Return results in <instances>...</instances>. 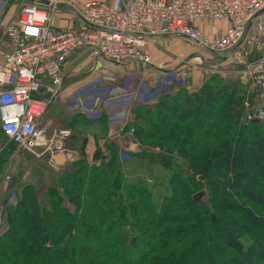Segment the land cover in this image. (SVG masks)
Masks as SVG:
<instances>
[{
	"label": "trees",
	"instance_id": "trees-1",
	"mask_svg": "<svg viewBox=\"0 0 264 264\" xmlns=\"http://www.w3.org/2000/svg\"><path fill=\"white\" fill-rule=\"evenodd\" d=\"M217 81L134 107L122 134L132 129L139 149L124 151L123 163L116 143H97L107 132L102 118H74L100 128L92 162L87 136L73 133L77 158L45 189V213L34 186L12 177L0 264H264V217L246 204L264 211V126L239 127L242 88ZM203 178L217 201L193 200ZM229 212L241 215L246 240L214 217Z\"/></svg>",
	"mask_w": 264,
	"mask_h": 264
},
{
	"label": "built area",
	"instance_id": "built-area-1",
	"mask_svg": "<svg viewBox=\"0 0 264 264\" xmlns=\"http://www.w3.org/2000/svg\"><path fill=\"white\" fill-rule=\"evenodd\" d=\"M119 2L121 6L108 0L20 3L16 18L4 28L3 36L10 48L0 50V133L5 139L0 141V154L12 144L16 153L48 154L49 163L54 165L58 164L57 154L62 155L65 165L77 158L75 151L65 150L62 144L70 136L69 131L48 135L43 126L47 111L58 102L64 88V67L77 51L85 52L91 62L101 61L119 68L138 67L144 74L151 67L157 73V85L187 83L200 70V65L208 68L235 65L242 70L230 73V80L241 75L248 80L247 93L255 89L262 91L257 96L259 105L246 113L244 121L264 120V0ZM4 5L5 1L0 0V11ZM63 7L78 25L74 28L69 22L55 31L52 23ZM215 25H223V30L219 31ZM167 38L183 39L213 58L199 55L193 61L177 59V68L166 70L165 63H154L150 48ZM131 96L130 101L140 100L135 93ZM109 102L108 109H123L126 100L115 98ZM247 107L246 101L244 108ZM77 109L87 117L93 112L84 107ZM128 123L127 120L124 128ZM132 131L129 130L128 137ZM122 132L109 134L106 142H119ZM124 151L127 150L121 148L119 153L123 160ZM5 174L0 182L6 192L11 190L5 202L10 208L16 202V192L12 177ZM7 229L0 212V236Z\"/></svg>",
	"mask_w": 264,
	"mask_h": 264
},
{
	"label": "rangeland",
	"instance_id": "rangeland-1",
	"mask_svg": "<svg viewBox=\"0 0 264 264\" xmlns=\"http://www.w3.org/2000/svg\"><path fill=\"white\" fill-rule=\"evenodd\" d=\"M215 27L218 28V30L220 31L219 25H215ZM152 52L154 55V63L157 64L158 63L157 61H162L163 63H165L167 70L177 68V65H178V63L176 61L177 59H185L188 61H193V59H195V57L199 56V55L204 56V57H208V58H213L212 55L204 53L203 51L199 50L197 47H195V46L191 45L190 43L186 42L185 40L179 39V38H167V39H162L160 41L158 40L156 42V45H154L152 47ZM125 69H127V70H122V69L117 70L116 68L115 69L111 68L109 70H105L107 74H101L102 71L104 70L102 68L99 70L96 69V72L98 71V73H96V74H99V75L92 77L90 79V82L92 84L87 86V88H90V91L87 92L89 94L85 97H89V99H92V101L90 102L89 105H87V107H101V106L107 107L106 103H108L110 105L109 101L116 98V97L112 96L111 92L117 90L116 87H118V86H121L124 88L127 87L126 90H127L128 94H126V96L133 95L134 91L132 92V90L126 84H124L125 82L120 80L121 79L120 75L117 76V74L118 73L122 74V71L132 72V73L136 74V77H134V79H136L137 83H138L142 79L141 77L144 75V72H142L143 73L142 74L141 68H138V67H126ZM111 70L115 71V74L109 73V71H111ZM241 70H242L241 68L235 67V65H232V64H226L224 67H215V68H213V67L208 68L204 65H200V70L197 73H198V75H200L202 77L203 83H205L209 79H215L218 81H220V80L229 81L230 78H228V77H230V73L232 74V72H238ZM226 71H228V72H226ZM146 72L151 73L153 75L157 74L156 72L154 73V71H150V70L149 71L146 70ZM197 73H195L194 75H196ZM156 77H157V75L155 76L154 85L152 88L156 92L161 91L163 93V92L169 91L170 89H172L171 88V86H172V87H175V89H177L179 91L185 90L187 93H189L187 90H189L191 88V80L187 83H183L182 85L178 84L177 81L172 82V83H167V84L163 83L161 85H157L159 80L156 79ZM148 78H150V77H148ZM232 79L237 80L239 83V86L242 88V96H243V100L241 101L242 111L237 114L236 121H237L239 127H244L248 124L244 121L245 115L247 112H252L259 105V99L257 96L262 91L255 89V90H251V92L247 93L248 88L246 86L248 84H245V83L248 80H245L246 78L244 79L243 77H241V75H239L238 77L232 78ZM218 81H217V83H218ZM110 84L112 85V88L109 87ZM136 84H135V86H136ZM140 86L141 85H139L138 87H140ZM64 88H65V84H64ZM84 90H85V88L82 90L79 89L78 91L74 90L75 91V94L73 95V96H75L74 101L73 102L71 101L70 103H68L66 105V107H86V105L84 104V103H86V101L83 100L82 102H80L81 96H77V95L83 93ZM120 99H124V100L126 99L128 102L130 98L120 97ZM59 100L60 99H58V102H59ZM246 101L248 103L247 109L244 108V104ZM55 105H56V103H55ZM130 105H131V103L129 104V106ZM123 106H126V104L123 103ZM125 108L126 107L123 108L124 109L123 111L126 110ZM49 111L50 110L47 111L45 118L48 115ZM50 113H51V111H50ZM126 114H128L127 110H126ZM130 116L127 117V120L129 122H131V120L133 118V112L131 113ZM49 118H50V114H49ZM47 120H48V118H47ZM260 122H262L261 124H262V126H264V120H261ZM44 124H45V122L43 123V126H45ZM44 128H45L46 133L48 135H51L53 132H58V131H66L67 130L70 132V136L62 142L65 150L70 149V147H73V145H77L75 138H74L75 136L73 133H83L87 137H88V135L98 136V133H99L98 131L100 129L98 126L83 127L80 122H72V121L69 124L67 123L63 126L53 124L49 127L45 126ZM91 131H94V132L97 131V133L92 132V134H91ZM123 135L125 137H128L127 133L122 134V136ZM0 140H2V139H0ZM94 140H95V137H94ZM210 141H212V139ZM210 141H208L209 144H210ZM208 142H206V143H208ZM116 144L119 147V151H120V147L121 148L127 147L128 151H133L135 153L139 149L137 146L132 145L131 143H130V145H127V144H129L128 141L127 140L123 141L122 138ZM85 148H86V145H85ZM21 152L19 153L20 155L18 156L16 154L15 148H13V150H12V149H9V146L7 147V150L3 153V157L5 158L6 161L4 162L3 166L1 167L3 169V173L1 174V179H2V175L4 173H6L7 176H9V177H16L19 184H31V185H33L35 188V191L37 192L38 202H39V205L41 207V210L43 213H45V211L47 210V196H46V190L45 189L49 186V183L50 184L54 183L53 182L54 177H56L57 174H59V172L66 165L63 164L64 166L61 167L59 164H57V165L50 164L48 154L35 156V155H31L29 153H25L23 151H21ZM76 154H77V152H76ZM16 155H17V157L15 158ZM57 155H60L62 157L61 154H57ZM119 160L122 163L124 161L123 159H120V157H119ZM54 169H56V170H54ZM197 179H199V177ZM0 184H1V182H0ZM204 184H205V182H204V178H203L202 180L199 181L200 187L196 192V194H198L200 192L204 193V200H202V201L210 200L212 198L211 192L209 191L208 187L204 186ZM12 187L14 188V190L16 192V187L13 185V181H12ZM2 192L3 193H0V212L2 214V220L5 224L6 223V221H5L6 213H4V211H6V209L8 208L5 204V202L7 201L9 193H11V190L9 192H6L3 188ZM212 200L217 201V198L213 197ZM230 200L232 201V199H230ZM246 204L251 209L259 211L260 214L264 217V211H262L259 207L255 206L254 204H251V203H246ZM3 206L6 207L4 209V211H3ZM214 217H216V219L221 221V222L225 221L226 224H228L230 227H232V229L242 239L246 240V238H248L243 234V230L241 228V226H242L241 215L239 213L229 212L226 216H223L220 213H214ZM213 222L216 223L217 221L214 219V221H212L210 223H213ZM207 248H209V251L212 252V251H214V248H216V247L213 248V246L210 245ZM218 248H219V250H221L220 252L222 253L224 249L221 246ZM160 255H161V253H156L154 256L158 257ZM216 264H221V263H219L217 261Z\"/></svg>",
	"mask_w": 264,
	"mask_h": 264
},
{
	"label": "crops",
	"instance_id": "crops-1",
	"mask_svg": "<svg viewBox=\"0 0 264 264\" xmlns=\"http://www.w3.org/2000/svg\"><path fill=\"white\" fill-rule=\"evenodd\" d=\"M4 1H5V5H4L3 9L0 11V50L1 51H8L10 47H9V43L6 41V39L3 36L4 28L16 18V15L18 12L17 10H18L20 3L31 2V0H4ZM80 1H86V0H80ZM108 2H110L111 4H113L115 6H121L119 0H108ZM69 22L72 23V26L74 28H76L78 25L77 20L72 17V15L69 13V11L66 8L63 7L61 9L60 14L54 18L53 23H52V25H53L52 28L55 31H60ZM219 26H220V29L223 30V25H219ZM160 40H162V39H160ZM152 47L150 48V51H151V55L153 56L152 59L154 61V55L152 52ZM157 62H162V61H157ZM101 68L104 69L101 74H107L105 70H109L111 68H113V69L116 68L117 70H121V69L127 70L125 68H119V67L101 62V61L91 62L88 60L87 54L85 52H82V51L75 52L68 59L66 65L64 67L65 88L62 90V93L60 94L59 102H57L56 105H55V103H53L50 106L49 110L51 111V113L49 111L48 115L46 116V118L44 120L45 126L49 127L53 124L63 126L67 123L69 124L71 121L72 122H78L79 120L74 119L76 117H77V119H83L85 121H91V122L98 121L100 118H102L104 120V122L106 123V129H107L105 138H103V140L97 141V143L99 145H102L104 140L106 142V138L109 134H111L115 131H122L123 130L125 122L127 121V117H129L131 115V113L134 110V107H136V106H152L157 102L159 97H161L163 95H167V94L168 95H174L178 91L177 89H175V87H172V86H171L172 89H170L168 91V93H165V92L162 93L161 91H159V92L154 91L152 88L154 85V80H155L156 74L153 75L151 73L145 72V74L141 77L142 79L137 83V80L134 79V77H136V74L129 72V71H122V74L118 73L117 76L120 75V78H121L120 80L124 81L125 82L124 84H126L132 90V92L134 91L135 94L139 95V98H140V100L130 101V99L132 100V96L131 95L126 96V94H128V92L126 90L127 87L124 88V87L118 86V87H116L117 90L111 92L112 96H114L116 98H120V97L130 98L129 99L130 102L128 101L129 103L125 99L126 100L125 103H127V104H126V106H124V107H126L125 109L128 111V114H126V110L123 111L124 109H122V108L108 109V107H102V106L101 107H87V105H89L90 102L92 101V99H89V97H85L89 94L87 92L90 91V88H87V86L92 84L90 82V79L92 77L99 75V74H96V73H98V71L96 72V69L99 70ZM146 70L154 71V69L151 67H148ZM142 72L143 71L141 70V73ZM109 73L115 74V71L111 70V71H109ZM154 73H155V71H154ZM148 77H150V78H148ZM135 84H136V86H135ZM202 84H203L202 77L200 75H198V73H197L196 75H194L192 77L191 88L187 91L189 93H194L197 89L200 88V86ZM110 85H109V87L112 88V85L111 86ZM139 85H141V86L138 87ZM84 88H85L84 92L77 95V96H81L80 102H82L83 100L86 101V103H85L86 107H84L86 110L93 111L92 113H90V117H87L86 115L79 112V110L77 109L78 107H66V105L68 103H70L71 101L72 102L74 101L75 96H73V95L75 94V91H78L79 89L82 90ZM130 103H131V105L129 106ZM99 111H100V113L96 116L97 118L92 119L95 116L96 112H99ZM49 114H50V118H49ZM47 118H48V120H47ZM92 132L95 133L96 131L95 132L91 131V134H92ZM122 140L123 141L127 140L129 143L127 145H130V143L132 145H134V143L130 140L129 137H125L123 135ZM95 143L96 142L94 140V137L92 135H88V137L86 139L85 158L89 163L92 162L91 160H92V155H93V151L95 148ZM116 143H118V142H116ZM122 148H124V147H122ZM120 149H121V147H120ZM126 150H128V148ZM20 152H17L16 154L19 156ZM130 152H133V151H130ZM17 155L15 156V158L17 157ZM55 159L57 160V163L61 167H63L65 165V163L63 162V157H61L60 155H57L55 157ZM54 170H56V169H54ZM1 190L3 191V187L0 184V191ZM2 191L0 193H3Z\"/></svg>",
	"mask_w": 264,
	"mask_h": 264
},
{
	"label": "water",
	"instance_id": "water-1",
	"mask_svg": "<svg viewBox=\"0 0 264 264\" xmlns=\"http://www.w3.org/2000/svg\"><path fill=\"white\" fill-rule=\"evenodd\" d=\"M255 123H257V120H255ZM193 200H194L195 202H199V201H201V200H204V193H203V192H200V193H198V194H195V195L193 196Z\"/></svg>",
	"mask_w": 264,
	"mask_h": 264
},
{
	"label": "bare ground",
	"instance_id": "bare-ground-1",
	"mask_svg": "<svg viewBox=\"0 0 264 264\" xmlns=\"http://www.w3.org/2000/svg\"><path fill=\"white\" fill-rule=\"evenodd\" d=\"M167 70V69H166ZM168 95V94H167Z\"/></svg>",
	"mask_w": 264,
	"mask_h": 264
}]
</instances>
